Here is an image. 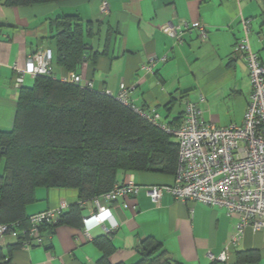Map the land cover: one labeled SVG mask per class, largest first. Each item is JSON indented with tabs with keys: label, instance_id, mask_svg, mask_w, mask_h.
Masks as SVG:
<instances>
[{
	"label": "crops",
	"instance_id": "0c3cea01",
	"mask_svg": "<svg viewBox=\"0 0 264 264\" xmlns=\"http://www.w3.org/2000/svg\"><path fill=\"white\" fill-rule=\"evenodd\" d=\"M102 1L57 0L10 6L0 0V130L13 126L17 108L20 89L13 85V65L23 66L28 55L43 48L52 52L51 70L56 78L75 73L80 76V85L90 82L92 89L109 90L113 95L124 83L133 104L145 112L154 111L169 127L180 125L186 99L198 103L206 121L219 126L241 123L251 84L247 64L234 55V47L244 37L241 18H249V45L264 63V0H106L107 13L100 10ZM64 15L77 16L86 45L74 69L57 59V19ZM182 20L202 21L207 37L200 39L197 30H191L177 42L163 31L165 23ZM164 56L166 60L156 62L152 72L142 68L153 57ZM33 78L25 75L23 84L31 85ZM200 95L203 100H199ZM232 109L237 115L223 119ZM127 178L140 184L139 191L107 203L100 213L108 228L115 227L108 233L113 246L108 254L110 264L137 263L148 238L160 243L169 257L167 264H258L264 260V229L251 227H246L230 248L226 261L211 259L210 255L217 257L226 247L235 218L224 208L182 202L169 192L154 202L147 186L172 183L174 174L118 172L117 182ZM62 200L67 203L62 211H66L79 201L77 190L36 187L35 201L27 205L26 213L55 208ZM80 207L82 219L94 212L90 202ZM87 223L92 225L93 219ZM84 225L63 223L43 228L41 243L12 250L10 263L98 264L103 252L96 241L107 232L102 225H92L86 234ZM17 237L8 235L4 243ZM248 250L257 251V261L238 259L239 252Z\"/></svg>",
	"mask_w": 264,
	"mask_h": 264
},
{
	"label": "trees",
	"instance_id": "16d2710c",
	"mask_svg": "<svg viewBox=\"0 0 264 264\" xmlns=\"http://www.w3.org/2000/svg\"><path fill=\"white\" fill-rule=\"evenodd\" d=\"M1 1L15 6L57 0ZM57 25V59L74 69L86 52L80 23L77 16L64 15ZM19 89L13 126L0 130V223L13 224L18 237L0 242V264H11L12 250L30 239L26 207L35 201L36 187L72 188L79 200H89L109 190L120 170L174 174L177 142L114 95L51 75L34 76L31 85ZM63 223L81 226L78 202L39 228ZM106 234L96 241L103 252L98 264H110L113 246ZM141 251L135 264L169 262L151 238ZM238 259L255 262L258 253L239 252Z\"/></svg>",
	"mask_w": 264,
	"mask_h": 264
},
{
	"label": "built area",
	"instance_id": "2783aa9c",
	"mask_svg": "<svg viewBox=\"0 0 264 264\" xmlns=\"http://www.w3.org/2000/svg\"><path fill=\"white\" fill-rule=\"evenodd\" d=\"M102 13L108 12V3L103 0L100 5ZM244 37L236 42L234 55L243 59L248 67L251 91L240 124L230 123L219 126L203 117V110L197 102L186 99L182 121L177 127L162 124L154 111L145 112L133 104L130 90L121 83L114 95L122 104L129 106L134 112L155 124L177 142V160L174 180L168 184H153L147 186V193L154 202H159L164 192L171 193L182 202L196 201L208 206L224 208L227 215L235 218L233 230L224 250L211 259L224 262L232 246L241 239L246 227L253 230L264 229V63L254 52L248 41L250 19L241 18ZM163 31L177 42H181L185 33L197 30L200 39L207 37V29L202 21L182 20L179 23L167 22ZM167 57L150 59L142 65L146 72H152L158 61H165ZM52 52L50 49H38L28 55L23 66L13 65V85L19 89L25 75H51ZM80 76L73 73L69 77H61L62 82H80ZM84 86L91 87L90 82ZM112 94L109 90H104ZM113 95V94H112ZM203 96L200 95V99ZM140 184L127 178L123 182H116L113 186L89 200H79L80 206L90 202L94 206L92 215L83 217L84 232L92 225H102L110 233L115 227L108 228L100 216L106 210V204L135 195ZM127 206V204H124ZM67 207L66 201H60L55 208L30 214L27 228L29 240L25 247L41 243L39 225L55 220L61 211ZM93 219L92 225L87 221ZM13 225V224H12ZM11 224L0 223V242L8 235L16 237L18 232Z\"/></svg>",
	"mask_w": 264,
	"mask_h": 264
},
{
	"label": "rangeland",
	"instance_id": "374dc122",
	"mask_svg": "<svg viewBox=\"0 0 264 264\" xmlns=\"http://www.w3.org/2000/svg\"><path fill=\"white\" fill-rule=\"evenodd\" d=\"M239 112V111H238ZM244 114V113H243ZM243 114L241 115V117L243 116ZM229 115H232L233 117L234 116H236L237 114L235 113V111L232 109V110H228V111H226V113L224 114V116L222 117L223 119H227L228 118V116ZM243 118V117H242ZM238 120V122H240V120L239 119H237ZM230 123H233V122H230ZM229 123V124H230ZM1 171H2V167H1ZM258 264H264V260H260L259 262H258Z\"/></svg>",
	"mask_w": 264,
	"mask_h": 264
}]
</instances>
